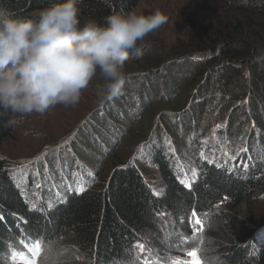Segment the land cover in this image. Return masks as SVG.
<instances>
[{
  "label": "trees",
  "instance_id": "obj_1",
  "mask_svg": "<svg viewBox=\"0 0 264 264\" xmlns=\"http://www.w3.org/2000/svg\"><path fill=\"white\" fill-rule=\"evenodd\" d=\"M138 1L80 0L78 7L90 9L86 18L104 22L111 14L133 11ZM218 1L221 11L215 25L203 34H196L193 45L180 55L158 51L152 59L141 57L133 61L146 66V73L126 75V81L145 78L138 81L136 106L135 99L122 90L112 101L114 110L107 106L103 116L99 113L97 125L102 140L99 146L103 147L94 148L103 150L107 146L105 134L110 129L107 120L115 122L119 118L127 124L132 122L138 132L142 126L144 133L139 134L147 138L144 143L136 144L134 150L128 145L127 150L113 151L108 156L116 164L100 187L87 184L79 192L64 193L63 198L58 193L60 202L51 200L50 193L43 192L40 186L38 191L33 185L19 186L11 176L10 165L0 156V264L23 262L22 255L31 258L29 245H34L36 240L41 241L42 249L68 240L71 246L63 259L70 261L66 264H75L76 257L86 264L130 261L141 264L146 257L159 259V254L169 251L164 248L169 241L160 235L164 233V224L167 220L174 221L175 228L182 231L180 234L188 237L184 232L190 230L189 226L192 228L189 221L194 210L205 221L204 231L194 242L199 243L206 236L208 241L201 246L215 254L217 264H264V242L255 249L253 242L241 236L245 219L226 210L217 211V206L226 202L250 208L264 194V149L257 144L263 141L260 129L264 132V0ZM58 2L61 0H0V7L16 16H34L33 12ZM177 64L183 65L177 73L170 70ZM160 108H164L162 115ZM155 109L159 111L157 115L153 113ZM132 113L138 115L134 121L128 116ZM8 118L0 115V146L14 132V125L5 126ZM241 121L246 125L251 123L250 130L245 132L243 126L238 130L235 123ZM94 131L97 133L98 128ZM118 132L116 141L121 131ZM195 132L194 149L189 155L197 176L189 188L178 180L173 170V161L166 154V141L173 144L178 135L183 138ZM213 134L216 136L211 139ZM217 140L218 147L241 145L231 168L224 169L203 159V151L213 147ZM137 147L147 148L146 160L141 158ZM199 149H204L200 155ZM258 152L262 157L257 162L252 153ZM84 160H92L95 165L93 169L88 167L94 180L108 164L100 166L93 161L97 157H84ZM145 162L157 170L164 183V189L157 191L158 196L153 194L143 172ZM80 170L83 172L81 167ZM179 212L182 218L177 215ZM137 242L145 244V252L139 257V250L134 247ZM12 252L17 253L15 259Z\"/></svg>",
  "mask_w": 264,
  "mask_h": 264
},
{
  "label": "rangeland",
  "instance_id": "obj_2",
  "mask_svg": "<svg viewBox=\"0 0 264 264\" xmlns=\"http://www.w3.org/2000/svg\"><path fill=\"white\" fill-rule=\"evenodd\" d=\"M220 9L221 5L218 0H139L133 11L138 14H150L153 11L159 10L166 17V23L138 44L140 48L139 53L133 52L130 54L124 68L125 75L131 74L127 77H134L136 74L146 73V66L142 62L134 64L133 61L135 59L140 60L141 57L152 59L159 52L170 56L180 55L186 47L193 45L195 41L192 40L196 37V34H203L215 25V21L218 18L217 14L221 11ZM88 11L91 12L87 8L80 9L82 23L88 19L86 18ZM37 13L38 11H35L32 14L35 16ZM181 66L183 65H174L170 70H174L177 73V69ZM143 78L142 76L140 78L135 77L130 81L128 80L123 88V90L128 91L130 99H135L133 100L135 106L138 103L136 101L138 98L135 96L139 85L138 81L145 79ZM102 84L103 80L99 75L94 77L89 86L82 92L81 100L75 107L57 105L44 114L33 113L24 117L12 116L13 119H17L19 122L14 125L12 136L0 146V156L10 165L11 176L19 186L31 188L33 185V189H37V191L42 187L44 189L41 188L43 192L50 193L51 200L56 199L60 202L64 193L79 192L87 184H91V186L97 188L100 187L102 182H105L110 169L116 164V162H111L108 157L113 151L118 153L119 151L127 150L128 145L131 146L130 149H133L136 144L138 145L146 141L147 138L139 134L140 132L144 133V127L141 125H139L141 127L139 128L140 132H138L133 127L132 122L127 124L119 118L115 122L107 120V124L110 126L109 131L105 134V137L108 138L107 146L105 149L99 150L103 146H99L102 140L101 136H99V125H97L98 116L99 113L103 116L107 112V106L113 111L115 104L112 101L114 100L115 102L116 98L101 103L98 100V88ZM138 107H141V105L138 104ZM160 109L162 115L164 108ZM158 112V109L153 111L154 115H157ZM128 116L133 121L138 118V115L133 113ZM120 123L126 127H120ZM236 125L237 129L243 126L245 132H247L250 130L251 123L246 125L244 121H241L239 124L235 123ZM254 127L258 131L255 125ZM262 127V125L258 126L259 129ZM94 128H98L97 133H95ZM127 128L129 130L125 131ZM118 130L121 133L119 139L116 141L115 137L119 135ZM260 131L262 132L261 129ZM260 131L259 135H262L263 141H261L262 144L259 142L257 144L264 149V132L260 133ZM195 134L196 132L190 136L184 135L183 138H180L178 135L177 140L173 144L171 141H166V154L173 161V170L180 181L186 180L192 182L195 179L191 175V170L195 169V166L192 161V155H189L190 151L194 149ZM215 136L213 134L210 138H215ZM217 143L218 140L214 143L213 147L207 150L203 149V151L199 149L198 155L203 151L202 157L206 161L222 165L225 167L224 169H227L228 166L231 168L234 165V159L237 158L236 153L241 145H232V148H229L224 145L218 147ZM94 146L99 148L96 149ZM173 147L176 149L174 150ZM136 149L141 151V158L146 160L145 156L148 154L147 148L137 147ZM84 157L85 159L86 157L90 159L97 157V160L93 161L100 164V166L108 163L102 174H97L95 180L89 173V168L93 169L95 165L92 164V160H84ZM233 157L235 158L233 159ZM261 157V152H258V154L252 153L254 161L258 162ZM239 158H242V155ZM146 163H144L142 169L148 177L151 188L156 192L162 191L164 183L161 180V176L155 168H150ZM78 165H80L83 172L72 170V167L74 168ZM79 181L80 184H78ZM58 193L63 194L62 198ZM261 196L250 208L242 204L234 205L229 202L217 206V211L226 210L245 219V226L240 228L241 236L243 239L253 242L255 249H258V245L264 242V194ZM36 201H40V199L37 198ZM45 205L48 206V203H45ZM177 215L181 218L183 216L181 212ZM208 216L210 217V215ZM210 224L211 221L209 222ZM189 227L190 230H187L186 233L184 232V234L188 233L187 242H185V237L183 234H180L182 231L179 230V227H176L179 230L177 231L174 221L167 220L163 226L164 233L161 232L160 235L164 241H169L167 244L165 242L166 247H164L168 248L169 251H160L166 253L158 255L160 264H170V258L189 260L190 258L186 256V251L194 246L202 248L208 241L205 236L203 244L194 242L193 228ZM154 240L153 243L157 247L158 243ZM52 245L56 246V255L52 257L51 264H66L67 261H70L68 258L63 259L66 249L71 246L68 240L52 243ZM32 246L30 244L29 249ZM47 247H43L40 264H42ZM201 256L206 264H217L215 254L209 252V250L207 251L202 248ZM74 260L75 264H86L79 257H76ZM22 263L21 261L18 262V264ZM128 264L135 263L130 261Z\"/></svg>",
  "mask_w": 264,
  "mask_h": 264
},
{
  "label": "clouds",
  "instance_id": "obj_3",
  "mask_svg": "<svg viewBox=\"0 0 264 264\" xmlns=\"http://www.w3.org/2000/svg\"><path fill=\"white\" fill-rule=\"evenodd\" d=\"M79 2L61 0L35 16H16L0 7V115L9 116L5 126L19 122L13 115L44 114L57 105L75 107L97 75L103 80L98 100L118 97L130 54L139 53L138 44L166 23L159 10L82 23Z\"/></svg>",
  "mask_w": 264,
  "mask_h": 264
},
{
  "label": "snow or ice",
  "instance_id": "obj_4",
  "mask_svg": "<svg viewBox=\"0 0 264 264\" xmlns=\"http://www.w3.org/2000/svg\"><path fill=\"white\" fill-rule=\"evenodd\" d=\"M219 127V125H217ZM244 151V149H242ZM203 155V154H202ZM235 157H233L234 159ZM246 167V165H245ZM191 175L193 178L197 176V171L195 169L191 170ZM181 183L185 185V187H191V181L181 180ZM83 190V189H81ZM154 195H159V192L154 191ZM225 200H227V197H224ZM36 205L33 204L32 208H35ZM49 208H51V205H49ZM207 216V214H205ZM2 219V217H0ZM189 223L192 225L193 228V238L195 239L196 236H198L200 233L204 231V223L205 221L201 219L197 212L194 210L191 213V218ZM185 242H187V237L184 238ZM200 243L203 244V239L201 237ZM27 247V245H26ZM134 247L139 250L137 253V256L141 253L145 252V244L137 242ZM29 252L31 253V258H28L26 256H21V259L23 260V264H40V258L43 253L42 244L40 240H36L34 245L29 249ZM46 252L49 254L47 257L44 255L45 260H51L52 257L56 255V249L52 247L51 244L47 247ZM202 248L201 247H192L191 250L186 251V256L189 257V260H181L180 258H170V264H206L205 260L202 259L201 256ZM17 256L16 252H12V257L15 259ZM148 256H151V250H148ZM143 264H160L158 259H151L149 260L147 257L143 260Z\"/></svg>",
  "mask_w": 264,
  "mask_h": 264
},
{
  "label": "bare ground",
  "instance_id": "obj_5",
  "mask_svg": "<svg viewBox=\"0 0 264 264\" xmlns=\"http://www.w3.org/2000/svg\"><path fill=\"white\" fill-rule=\"evenodd\" d=\"M141 264H143V261L141 262Z\"/></svg>",
  "mask_w": 264,
  "mask_h": 264
}]
</instances>
